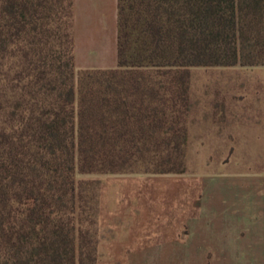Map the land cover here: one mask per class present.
<instances>
[{
	"label": "trees",
	"instance_id": "trees-1",
	"mask_svg": "<svg viewBox=\"0 0 264 264\" xmlns=\"http://www.w3.org/2000/svg\"><path fill=\"white\" fill-rule=\"evenodd\" d=\"M72 5L0 0V264H96L75 168L182 171L189 66L264 63V0H118L117 64L76 73Z\"/></svg>",
	"mask_w": 264,
	"mask_h": 264
},
{
	"label": "rangeland",
	"instance_id": "rangeland-1",
	"mask_svg": "<svg viewBox=\"0 0 264 264\" xmlns=\"http://www.w3.org/2000/svg\"><path fill=\"white\" fill-rule=\"evenodd\" d=\"M188 85L182 171L75 168L77 220L95 239L97 254L100 235L120 232L136 218L163 224L169 213L176 219L179 203L264 204V128L245 119L264 106V67L191 65Z\"/></svg>",
	"mask_w": 264,
	"mask_h": 264
},
{
	"label": "crops",
	"instance_id": "crops-1",
	"mask_svg": "<svg viewBox=\"0 0 264 264\" xmlns=\"http://www.w3.org/2000/svg\"><path fill=\"white\" fill-rule=\"evenodd\" d=\"M72 10L74 66L114 67L118 0H73ZM247 118L264 128V106ZM222 203H179L177 218L166 213L163 224L123 223L120 232L99 236L96 264H264V204Z\"/></svg>",
	"mask_w": 264,
	"mask_h": 264
}]
</instances>
